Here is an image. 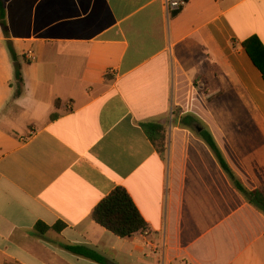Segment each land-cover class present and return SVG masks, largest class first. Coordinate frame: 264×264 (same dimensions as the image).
<instances>
[{
  "label": "crops",
  "instance_id": "0c3cea01",
  "mask_svg": "<svg viewBox=\"0 0 264 264\" xmlns=\"http://www.w3.org/2000/svg\"><path fill=\"white\" fill-rule=\"evenodd\" d=\"M5 6L0 264H99L73 248L105 264H264V215L174 115L198 117L245 187L264 189V76L244 47L264 46V0H188L173 15L163 0ZM149 122L165 127L163 155ZM118 187L148 224L125 239L92 219Z\"/></svg>",
  "mask_w": 264,
  "mask_h": 264
},
{
  "label": "trees",
  "instance_id": "16d2710c",
  "mask_svg": "<svg viewBox=\"0 0 264 264\" xmlns=\"http://www.w3.org/2000/svg\"><path fill=\"white\" fill-rule=\"evenodd\" d=\"M6 19L7 12L5 0H0V24L4 33L7 35L8 30ZM244 47L254 64L264 76V46L257 38L254 37L244 43ZM8 49L10 51L15 69L14 98L19 99L24 94L22 61L11 44H8ZM174 115L176 117V121L178 120L179 122L180 128L187 129L195 133L208 146L234 188L250 205L255 207L264 215V189L250 191L245 187L242 180L228 164L212 133L198 117L191 114L180 117L176 110L174 111ZM54 117L56 116H53L52 118ZM141 126L158 153L163 155L166 150L165 127L155 122L144 123ZM199 128H201L202 131L199 132ZM256 171L258 172L259 177L263 180L264 170L256 169ZM92 219L98 225L122 239L144 232L148 228V224L145 222L130 195L123 187L116 188L106 199L97 205L92 212ZM45 228V230H48V227L45 226ZM54 229L59 230L60 227L58 226ZM72 250L78 255L86 257L94 262L105 264V260L91 250L84 248H73Z\"/></svg>",
  "mask_w": 264,
  "mask_h": 264
},
{
  "label": "built area",
  "instance_id": "2783aa9c",
  "mask_svg": "<svg viewBox=\"0 0 264 264\" xmlns=\"http://www.w3.org/2000/svg\"><path fill=\"white\" fill-rule=\"evenodd\" d=\"M165 11L168 15H173V13L180 11L186 4L188 0H163Z\"/></svg>",
  "mask_w": 264,
  "mask_h": 264
},
{
  "label": "water",
  "instance_id": "95a60500",
  "mask_svg": "<svg viewBox=\"0 0 264 264\" xmlns=\"http://www.w3.org/2000/svg\"><path fill=\"white\" fill-rule=\"evenodd\" d=\"M198 131L200 132V131H202V129H201V128H199V129H198Z\"/></svg>",
  "mask_w": 264,
  "mask_h": 264
}]
</instances>
